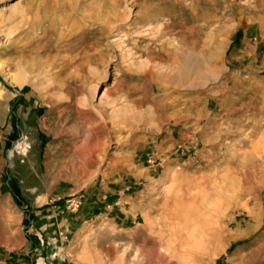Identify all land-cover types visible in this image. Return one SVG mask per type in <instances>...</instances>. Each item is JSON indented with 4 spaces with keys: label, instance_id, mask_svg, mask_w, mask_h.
Here are the masks:
<instances>
[{
    "label": "rangeland",
    "instance_id": "rangeland-1",
    "mask_svg": "<svg viewBox=\"0 0 264 264\" xmlns=\"http://www.w3.org/2000/svg\"><path fill=\"white\" fill-rule=\"evenodd\" d=\"M142 246L264 264V0H0V264Z\"/></svg>",
    "mask_w": 264,
    "mask_h": 264
},
{
    "label": "bare ground",
    "instance_id": "bare-ground-1",
    "mask_svg": "<svg viewBox=\"0 0 264 264\" xmlns=\"http://www.w3.org/2000/svg\"><path fill=\"white\" fill-rule=\"evenodd\" d=\"M12 78V77H11ZM10 80V79H9ZM8 80V81H9ZM11 84L12 85H16V86H20L21 85V83L20 82H17L16 80H15V78H13V79H11ZM6 99H8V97H5ZM10 99V98H9ZM100 116V115H99ZM90 123H92L91 121H90ZM87 132V138L88 139H94V140H96V141H98L99 139H100V137H101V135H100V133H92V132H89V131H86ZM98 132V131H97ZM95 145V144H94ZM90 148V147H89ZM77 149H78V151H77ZM76 149V151L74 152V154L75 155H77V156H75V159H77V158H81L82 160H84L85 158H86V156H84V155H82L83 153H87V151H85V152H83L82 151V153H80L81 151H79L80 150V148H77ZM94 149V148H93ZM91 150V149H90ZM88 154V153H87ZM89 156L91 157V159H92V161L94 162L97 158H98V156H97V151L96 150H92V151H89ZM103 157V156H102ZM82 160H79V163H81V164H83V161ZM71 161V160H70ZM92 162V163H93ZM65 165V164H64ZM85 165V164H84ZM62 166V165H61ZM79 167V166H78ZM69 168H71V167H69ZM81 168H83V167H81ZM74 170V169H73ZM76 172V171H75ZM247 206V205H246ZM248 209V208H247ZM255 211H252V213H254ZM257 212H259V211H257ZM255 217V216H254ZM255 223V222H254ZM161 235V234H160ZM248 235V234H247ZM241 238V236L240 235H237V238H234V240H237V239H240ZM153 245V247H152V249L151 250H153V252L154 251H156L158 254L160 253V252H163L164 250L163 249H158L157 248V242H153L152 243ZM165 245H167V243L165 244ZM164 245V247H165V251H170V248L168 247V245H167V247ZM146 248L144 247V246H142V247H138L136 250H135V253H134V255H133V257L131 258V259H129V264H136V260L138 259V256H140L141 257V260H143V261H145L146 260V258H145V255H144V253H146V250H145ZM172 250V249H171ZM220 250H222V249H220ZM225 250H223L222 252H224ZM172 252V255L173 256H175V254H176V251H171ZM171 255V254H170ZM201 255V254H200ZM171 257V256H170ZM172 259V258H171ZM141 262V261H140ZM168 264V263H167Z\"/></svg>",
    "mask_w": 264,
    "mask_h": 264
}]
</instances>
